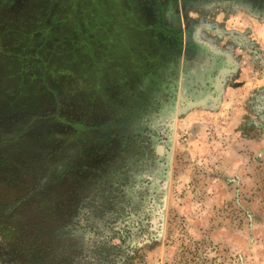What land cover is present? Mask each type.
I'll return each mask as SVG.
<instances>
[{
    "label": "rangeland",
    "instance_id": "obj_1",
    "mask_svg": "<svg viewBox=\"0 0 264 264\" xmlns=\"http://www.w3.org/2000/svg\"><path fill=\"white\" fill-rule=\"evenodd\" d=\"M58 1L0 0V145L16 140L15 146H0V159L8 161L0 168V264H21L28 254L25 236L40 239L45 219L28 212L21 200L28 186L43 190L50 151L74 168L124 157L132 161L124 180L129 202L105 216L92 209L94 223L105 217L111 244L125 248V264H264V18L221 11L215 28L205 29L231 53L217 58L220 68L214 73L223 72L224 79L203 98L179 95L167 131L147 128L167 155L163 177L153 179L149 141L132 127L120 129L118 118L140 100L148 71L160 69L158 60L165 59L154 57L145 23L120 16L114 0H99L109 4L105 18L95 0H86L87 10L79 11L71 3L81 0H61L63 6ZM64 5L70 12L65 14ZM79 24L86 31L85 48L75 33ZM90 48L102 67L81 56L92 55ZM83 63H89L88 74ZM229 89L239 91L230 110ZM109 98L120 101L117 110ZM44 133L68 135L72 142L65 149L57 142L53 147ZM45 180V189L53 186ZM65 185L58 181L53 188ZM146 187L156 192L150 204ZM60 212L56 224L69 208ZM72 234L77 239L85 233L74 228ZM57 250L54 257L61 256Z\"/></svg>",
    "mask_w": 264,
    "mask_h": 264
},
{
    "label": "trees",
    "instance_id": "obj_2",
    "mask_svg": "<svg viewBox=\"0 0 264 264\" xmlns=\"http://www.w3.org/2000/svg\"><path fill=\"white\" fill-rule=\"evenodd\" d=\"M50 1L59 3L58 0ZM103 1L100 2L99 0H95V3L92 4L94 8L98 7V10H103L101 14L103 16L102 18H105L108 16V14L106 16L105 11L110 7L109 4L103 3ZM114 1L120 11V16L126 13L130 14L132 20L138 23V18H136L132 12L134 11V7L130 5L131 0ZM60 2L62 5L63 3L61 0ZM71 6L73 9H76V11L81 9L87 10L86 0H81V2L76 5H72L71 3ZM64 7L65 14L72 9L69 6L66 7V5H64ZM98 15L99 12L96 16ZM100 21L102 24L104 20ZM122 23L123 26L127 24L126 19L123 17ZM117 24L119 25V22L116 23V26H118ZM81 25L79 24L77 28L78 31L74 32L80 34L81 45L85 48L83 44L87 42V37H85L86 31H84L85 29H83ZM103 33L102 31L101 34ZM141 44L144 45L143 42H141ZM96 48H100V46ZM90 49H92V51H90ZM90 49H88V51L91 52L92 55L81 53V56L96 61L94 62L95 66L102 67L103 65L100 60H98V55L94 52L95 47L94 49ZM94 57L96 59H94ZM83 66L85 74H88L85 68L89 66V63H83ZM83 73L84 72H81L82 75ZM89 75H91V73ZM96 75H99L98 71H96ZM112 99L114 98H109V106H111L113 110H117L115 107L118 104L117 102L120 103V101ZM30 104L31 102L29 101L28 105ZM34 120H38V118L36 117ZM43 135V140H47L44 142L53 143V147L56 146L57 142V144L59 143L58 148L62 147L65 149L72 142L68 141V135L60 136L56 134L55 137L50 135V138L46 133ZM60 139H65L66 141H57ZM15 141L13 137H10L9 141H4L5 143L3 145L10 147ZM73 144L71 146H73ZM3 145L1 144L0 146L4 147ZM52 153V151L48 152L49 156L46 155L47 160L43 166V169L47 171L41 182V189L43 190L41 191L35 186L33 188L28 186L21 200V203L27 207L28 212L33 211L35 213L38 211L40 215L42 213V217L45 219V225L40 228V239H36L34 242L28 235L25 236L27 239L25 238L24 248H27L28 254L26 257L22 258L21 264H125L127 260L125 248L121 245L111 244L110 235L113 233H108L107 228L104 227L105 217L99 218L94 223L93 218L95 213L92 209L95 211L98 210V214L105 216L109 212L112 213L113 209L118 210L119 208L117 209L116 207L117 204L120 206L121 203L129 202V198L125 201L130 190L127 189L126 186L128 184L124 182V180L126 177L125 168L133 165L132 161L124 157L116 162L101 160L93 167L82 163V167L74 168L71 165H66L67 162H58V158H53L55 153L54 155ZM84 160L83 157L82 161ZM7 162V159L2 157V159H0V168L6 167ZM46 178L48 182L53 183V186H55V183L58 181H65L66 185L63 189H55L51 185L45 189L44 182ZM64 208H69V212L67 216H60L56 224L57 216L60 210ZM33 214H31V216ZM74 217H79L80 219L75 221L77 218L74 219ZM55 227H60V229L56 231L57 229L55 230ZM107 227L108 229L113 228V226L109 224ZM74 228L80 229V231L83 230L85 234H82L83 236L80 235L77 239H73L72 231ZM56 247L58 248L57 251L61 252V256L59 255L60 257L53 256Z\"/></svg>",
    "mask_w": 264,
    "mask_h": 264
},
{
    "label": "flooded vegetation",
    "instance_id": "obj_3",
    "mask_svg": "<svg viewBox=\"0 0 264 264\" xmlns=\"http://www.w3.org/2000/svg\"><path fill=\"white\" fill-rule=\"evenodd\" d=\"M131 2L133 14L145 23L142 28L146 31L143 33L149 36L148 43L154 57H163L165 61L158 60L160 69L148 71L149 78L140 86V100L134 102L126 110V114L119 115L118 125L123 130L130 127L138 130V138L149 141L152 155L148 171L153 179H158L163 177L162 170L166 167L167 155L159 148V141L154 136L156 133L147 128L154 131L165 128L167 131L178 105L179 95L203 98L218 88L214 82L222 81L221 77L214 74V69L218 67L216 63L219 55L215 50L218 45L212 42V34L205 29L215 28L214 21L221 11L227 15L237 10L251 11L264 18V0ZM138 85L140 84L136 87ZM130 87L133 90L136 88L134 85ZM146 189L150 192L147 200V204H150L156 192L151 191L152 187Z\"/></svg>",
    "mask_w": 264,
    "mask_h": 264
},
{
    "label": "crops",
    "instance_id": "obj_4",
    "mask_svg": "<svg viewBox=\"0 0 264 264\" xmlns=\"http://www.w3.org/2000/svg\"><path fill=\"white\" fill-rule=\"evenodd\" d=\"M220 49V53H219V55H221V56H219V59L220 60H222L223 61V59H222V56H223V51H225L223 48H221V47H217V49H215L216 51H218ZM226 53V56L227 55H229V57L231 56V53L229 52V51H225ZM220 68V66H218V67H216L214 70H215V72H217V71H219L218 69ZM224 73H225V71H224ZM215 74V73H214ZM224 75L225 74H223V72H220V74H219V76L218 77H221V79L223 80L224 79ZM261 85H262V83H261ZM237 92H239V91H234L233 89L231 90V89H229L228 91H227V93L225 94V97H228V96H230V103L229 104H227V109H233V108H236V105L233 103L234 102V100H233V98H232V96H234V95H236V94H238ZM243 92V94H244V91H242ZM246 92H247V94H246V98H252V94H251V90L247 87V90H246ZM248 92L250 93L249 95H248ZM209 100H207V102H208ZM223 105H224V102H223ZM247 110V109H246ZM248 112V111H247ZM245 114H247L246 113V111H245Z\"/></svg>",
    "mask_w": 264,
    "mask_h": 264
},
{
    "label": "water",
    "instance_id": "obj_5",
    "mask_svg": "<svg viewBox=\"0 0 264 264\" xmlns=\"http://www.w3.org/2000/svg\"><path fill=\"white\" fill-rule=\"evenodd\" d=\"M159 148H161V147H159ZM154 224H155V222L153 221V222H152V225H154Z\"/></svg>",
    "mask_w": 264,
    "mask_h": 264
}]
</instances>
